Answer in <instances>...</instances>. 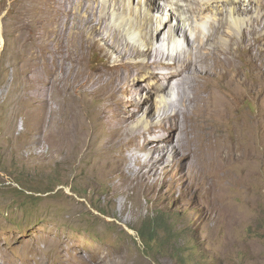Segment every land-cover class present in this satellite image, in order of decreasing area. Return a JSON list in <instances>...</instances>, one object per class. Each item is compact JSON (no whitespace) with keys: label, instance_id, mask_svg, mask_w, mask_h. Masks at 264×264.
<instances>
[{"label":"rangeland","instance_id":"1","mask_svg":"<svg viewBox=\"0 0 264 264\" xmlns=\"http://www.w3.org/2000/svg\"><path fill=\"white\" fill-rule=\"evenodd\" d=\"M137 1L115 4L120 8ZM172 1L162 3L165 15ZM97 2L101 7L106 1ZM27 9L25 0H0V264H264V74L252 73L250 67L260 63L258 59L247 62L242 48L245 34L249 37L262 22L256 13L259 8L248 13L246 20L252 19L249 26L245 24L248 33L235 29L238 35L227 44L242 69L240 80L257 84L234 95L226 122L211 117L191 120L188 113L197 106L192 78L174 81L168 106L159 98L151 99L150 109L157 117L148 127L157 129L149 139L173 143L180 133L186 143L193 127L213 138L210 144L195 145L198 158L180 159L168 153L149 179L139 173L141 164L133 162H144L151 155V147L142 150L147 133L141 118L123 125L117 111L96 97L89 100L87 119L65 115L54 98L41 109L42 91L55 94L57 63L44 61L46 51L33 37L26 40L32 51L24 57L16 32ZM109 11L107 31H112L115 17ZM154 16L150 32L157 29L160 15ZM188 36L190 44L197 46L194 35ZM249 38L257 55L258 49L264 51L255 36ZM50 43L54 46V39ZM155 45L165 46L157 41ZM186 47H164V52L185 55ZM118 62V55L98 41L89 69L117 72ZM122 68L120 116L131 108L134 90L146 82L132 66ZM223 95L229 100V91ZM77 101L82 104L85 98L79 96ZM174 113L178 115L172 117ZM119 131L131 139L129 144L120 147L116 140L114 148L104 151V144ZM240 142L244 149L238 148ZM194 160L204 163L199 165L211 175L207 182L214 183L209 191L190 171ZM147 165L148 170L153 166ZM130 166L139 171L131 173ZM110 168L115 169L107 173ZM151 226L152 237L142 238L139 231L149 234Z\"/></svg>","mask_w":264,"mask_h":264},{"label":"bare ground","instance_id":"2","mask_svg":"<svg viewBox=\"0 0 264 264\" xmlns=\"http://www.w3.org/2000/svg\"><path fill=\"white\" fill-rule=\"evenodd\" d=\"M97 1L53 0L49 2V0H25L29 11L26 13L25 20L19 19L16 32V38L23 44L24 57H28L32 51L26 40L33 37L36 45L41 46L46 51L44 61H47L48 58L49 61L47 62L51 65L53 61L57 63L56 66H53L58 74H55V94L50 95L48 89L42 91L38 96L41 109L54 98L56 102L59 101V109L62 107L65 115L70 118L81 115L87 119V110H91L89 100L96 97L102 101V104L107 102L111 108L117 111L123 125L141 118L146 125L145 130L147 133L145 135L147 143L142 147V150L145 151L151 147V155L144 162L139 159L133 162H135V165L141 164L140 171H138L146 179H149L150 172L153 169L157 170L160 164L165 162L164 159L168 153H172L173 157H179L180 159L186 157L198 158L197 153H195V145H202L206 142L210 144L213 138L212 135L206 137L202 132L203 130L200 131L192 126L193 133L187 138L186 143L184 139L178 137L180 133H178L177 139L175 138L176 142L173 143L160 142L156 137L148 138V136H153L152 133L157 129V126L154 125L148 127L149 122L154 121L157 117L150 109L151 99L153 97L159 98L162 104L168 106V101H170L168 100V92L170 89L173 90L171 87L174 86L172 85L174 81L177 82L181 79L183 82L192 78L191 89L195 98L197 97V106L188 113L191 120L198 121L211 117V120L226 122L228 119L227 114L235 101L234 95H238L240 89H242V92L243 90L251 91L249 86L252 87V85L257 84V82L253 83L250 80L251 78L250 81L240 80L242 69L238 67V60L227 44L229 41L235 40L237 30L241 33L247 31L248 27L245 28V24L248 25L252 19L247 21L246 18H248L251 9L253 10L256 6V8H259L256 9V13L262 16V22L254 26L250 36H255L256 43L263 46L264 11L262 12V10H264V0H257V2H254V0H197L194 3L187 0L185 5H182V0H173L172 3L170 2L171 9L167 15L162 13L164 7L162 3L168 2V0H138L137 3L133 2V5L132 3L124 4L120 8L116 7V2L124 0H104L106 2L101 7L97 4ZM112 1H114L113 5ZM109 10L115 17L112 23L110 22L112 31H107L109 28L107 27L109 25ZM155 14L160 15L157 19V29L150 32ZM260 26H262L261 30ZM235 29H237L236 32ZM80 30L82 32L79 33ZM188 33L194 35L197 46L190 44ZM1 34L0 30V36ZM249 37L245 34L246 46L242 47L245 50V60L252 62L253 59H258L257 61L260 64H257L256 67L251 66L250 70L254 74H264V61L262 57L261 61L258 58L264 54V51L258 49L259 55H257L255 53L257 49L253 44H250L251 39ZM51 39H54V46L50 43ZM98 41L103 42L105 49L108 48L118 55L120 64L117 72L104 70L98 66V68L95 66V68L89 69L91 65L90 54L94 47L97 48ZM156 41L165 44V46L161 45L163 49L155 45ZM181 44L187 46L185 55H171L164 52V47L169 50L172 46L177 48ZM139 58L142 61L133 62ZM244 64V62H241L242 67ZM128 66H132L136 73L144 75L146 82L141 88L138 86L134 90V100L132 106L130 105L131 108L120 116V108L123 102L119 97V78L121 68ZM160 81L161 84L158 85ZM179 86L178 83L176 89ZM226 91H229V100L226 95H223ZM175 93L181 95L180 91ZM79 96L85 98L84 103H78L77 98ZM144 97L145 99L142 101ZM169 104L171 106L172 103ZM132 107L136 110H133ZM177 115L174 113L172 117ZM186 117L187 115H185ZM123 132L119 131L115 137L105 143L103 150L107 151L108 148H114L116 140H120V147L128 145L131 139L125 137ZM242 144L241 142L240 145L237 144L240 150L243 147ZM213 153H217L215 149ZM220 160H224V157L221 156ZM112 162L114 161L111 160ZM147 163L153 164L149 170ZM199 164H202L200 160L190 162V171L194 177H198L202 188L204 187L209 191L211 184L213 185L214 182L211 184L207 182L211 175L202 170L201 166L204 163L201 166ZM129 168L131 173L138 172L134 171L131 166ZM114 169L110 168L107 173ZM131 177L134 179L132 175ZM137 177L138 175H136ZM127 185L131 187V182Z\"/></svg>","mask_w":264,"mask_h":264},{"label":"trees","instance_id":"3","mask_svg":"<svg viewBox=\"0 0 264 264\" xmlns=\"http://www.w3.org/2000/svg\"><path fill=\"white\" fill-rule=\"evenodd\" d=\"M161 228V227H160ZM151 231H150V233L149 234H147L146 233V231H144L143 229H141L140 231H139V234H140V236L142 237V238H145V239H147V238H151L152 237V235L154 234V226H151ZM148 243L149 242H147V245H148Z\"/></svg>","mask_w":264,"mask_h":264}]
</instances>
